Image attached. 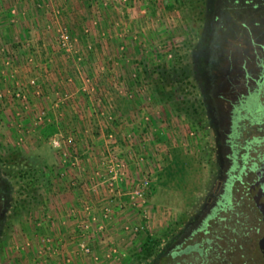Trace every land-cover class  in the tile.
<instances>
[{
  "label": "rangeland",
  "instance_id": "rangeland-1",
  "mask_svg": "<svg viewBox=\"0 0 264 264\" xmlns=\"http://www.w3.org/2000/svg\"><path fill=\"white\" fill-rule=\"evenodd\" d=\"M175 152L183 186L159 182ZM261 157L264 0H0V264H80L52 233L64 177L90 193L87 215L128 214L116 237L89 224L74 240L84 264H264L241 184ZM147 233L159 243L137 260Z\"/></svg>",
  "mask_w": 264,
  "mask_h": 264
},
{
  "label": "crops",
  "instance_id": "crops-1",
  "mask_svg": "<svg viewBox=\"0 0 264 264\" xmlns=\"http://www.w3.org/2000/svg\"><path fill=\"white\" fill-rule=\"evenodd\" d=\"M70 111V109H67V111ZM68 111V112H69ZM70 119V118H69ZM67 119L66 121H62L64 123L68 122ZM71 121V120H69ZM91 142H94L96 144H98L96 141V139L94 137L91 138ZM90 153H88V156L86 157L85 159V165L87 166V169L88 171L90 172V170L93 169V166L96 164V161L94 158H92L91 156H89ZM87 171V172H88ZM80 178L81 176L84 175V173L80 174V172L77 174ZM68 180H69V177H67ZM66 177L64 178H60L59 179V183H58V187L56 189V199H57V208H58V211L60 213H58V211H56L58 213L56 219L57 220H52L54 221V223H58L60 225V232H52L54 233L57 238L56 240H60L61 239H64V240H68V242L70 241V239H72V242L71 243H68V244H65L63 248H65V251L67 254H69L70 256L74 257L72 260L74 263L76 262H79L80 264H84L86 263V258H81L80 257V254H78L79 250L77 249V247L79 246V242L78 244L76 242H74V240H78L79 238V233L76 230V224L78 222V220L80 219L79 216H88V220H90V225L92 226V230L94 231V233L98 234L100 232H102V234H108L110 237L111 235L113 236L114 234L115 237L117 236V234H119V232H117L116 230V224H119V223H122L124 222L125 220L128 219L127 217V213H121L120 212H117V209L118 207L115 205L117 204L118 202L117 201H114L110 206H111V211L112 213L115 211V213L111 215H109V217H106L105 219H102V215L100 214V211H99V208L95 205L92 206L91 210L88 212V215H87V212H86V209L85 207L83 208L82 204L79 202L80 200V197H88L90 195V193H87L85 192V190L81 187V186H77V187H73L75 182L72 183V184H69V181L67 180ZM100 205V204H99ZM71 209L72 208V212H75L76 213L74 214V217H69L68 214H67V210ZM60 214V215H59ZM111 216V217H110ZM104 222V224H106L107 226L104 228V231L100 230L97 228V226ZM69 227V228H68ZM50 230V229H49ZM93 231H92V234H93ZM91 233V232H90ZM70 234V238L66 235H69ZM77 236V237H76ZM208 240V239H207ZM93 241V239L91 240V242ZM74 242V243H73ZM91 246L94 248V251L95 250H98L101 252L102 249H104V245L102 242L100 241H97V242H92L91 243ZM59 252H64V249L62 251H59ZM96 252V251H95ZM94 253V252H93ZM64 254V253H62ZM90 259L89 257H87V260ZM89 262V260H88ZM90 264V263H88Z\"/></svg>",
  "mask_w": 264,
  "mask_h": 264
},
{
  "label": "flooded vegetation",
  "instance_id": "flooded-vegetation-1",
  "mask_svg": "<svg viewBox=\"0 0 264 264\" xmlns=\"http://www.w3.org/2000/svg\"><path fill=\"white\" fill-rule=\"evenodd\" d=\"M210 55H213V53ZM216 120H217V118H216ZM219 123H221V117L218 118V124ZM246 171L247 172H245L242 175L250 174L252 176V180L250 183H247V184H243L241 182L242 186L245 188L243 190L244 197H246L247 200H250L252 202L253 207L259 213V219L263 222V225H264L262 213L260 212L259 208L256 205L257 201H259V202L264 201V158L261 157V158L256 159L255 162L253 163V166H251V168L247 169ZM239 176H241V174H239ZM226 186L229 189L228 190L223 189V192L230 191L232 184H226ZM225 195H226L225 193L220 194V197L222 198V200L225 199ZM208 200H210V199H208ZM222 202H225V201H222ZM221 205H222L221 209L226 207L225 203H223ZM6 207H7L6 191H5V187H4V184L2 182L1 176H0V235H1V231H2V224L4 221V214H5ZM221 209L218 208V210H221ZM208 243L209 242L207 241L206 249L208 248ZM257 246H258L259 252L261 254L262 261L264 263V234L258 239Z\"/></svg>",
  "mask_w": 264,
  "mask_h": 264
},
{
  "label": "trees",
  "instance_id": "trees-1",
  "mask_svg": "<svg viewBox=\"0 0 264 264\" xmlns=\"http://www.w3.org/2000/svg\"><path fill=\"white\" fill-rule=\"evenodd\" d=\"M227 22L230 23L232 21L228 20ZM190 164L191 163L185 156L178 155V152H175L172 163H170L160 175L159 182L168 185L169 182L176 180L178 186H183V183L188 179V166ZM158 243L159 239L147 233L139 248L134 252L136 259L145 260L150 258L154 254V249Z\"/></svg>",
  "mask_w": 264,
  "mask_h": 264
},
{
  "label": "built area",
  "instance_id": "built-area-1",
  "mask_svg": "<svg viewBox=\"0 0 264 264\" xmlns=\"http://www.w3.org/2000/svg\"><path fill=\"white\" fill-rule=\"evenodd\" d=\"M64 36H65V35H62L63 38H64ZM17 95H18V94H17ZM53 143H54V145H56V146H59V145H60L59 141H57V140H54ZM110 162H112V161H110ZM116 167H117V168L114 169L113 166H112V167L110 166L109 172H110V173H111V172H114L115 175H116V174H118V175H124L123 163L118 162V164H117ZM150 188H151V179H148V178L146 177V178H144L143 183H142V186H141V189H142V190L136 191V195H138L139 197H141V196H143V194H144L145 192H147L148 190H150ZM89 224H90V223H88V222L85 223V224H84V223H78V224H77L79 230H82V231L80 232V236H81V237H82V236H85V234H87L86 232L89 231ZM137 230H138V228H135V231H137ZM47 241H49V239H47ZM80 245H81V249H84L85 252H89V251H90V249H89L88 247H86L85 245H83V244H79V246H80Z\"/></svg>",
  "mask_w": 264,
  "mask_h": 264
},
{
  "label": "water",
  "instance_id": "water-1",
  "mask_svg": "<svg viewBox=\"0 0 264 264\" xmlns=\"http://www.w3.org/2000/svg\"><path fill=\"white\" fill-rule=\"evenodd\" d=\"M256 205L259 208L260 212L262 213L263 221H264V201L263 202L257 201Z\"/></svg>",
  "mask_w": 264,
  "mask_h": 264
}]
</instances>
